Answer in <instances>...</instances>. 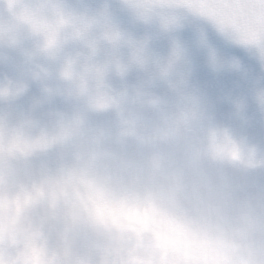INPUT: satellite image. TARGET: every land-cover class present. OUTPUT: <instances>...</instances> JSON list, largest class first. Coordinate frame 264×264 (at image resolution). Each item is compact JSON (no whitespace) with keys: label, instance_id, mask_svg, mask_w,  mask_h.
I'll return each mask as SVG.
<instances>
[{"label":"clouds","instance_id":"obj_1","mask_svg":"<svg viewBox=\"0 0 264 264\" xmlns=\"http://www.w3.org/2000/svg\"><path fill=\"white\" fill-rule=\"evenodd\" d=\"M118 3L160 33L179 9ZM0 264H264V141L108 0H0Z\"/></svg>","mask_w":264,"mask_h":264},{"label":"snow or ice","instance_id":"obj_2","mask_svg":"<svg viewBox=\"0 0 264 264\" xmlns=\"http://www.w3.org/2000/svg\"><path fill=\"white\" fill-rule=\"evenodd\" d=\"M174 4L207 18L237 42L258 46L264 58V0H174Z\"/></svg>","mask_w":264,"mask_h":264}]
</instances>
